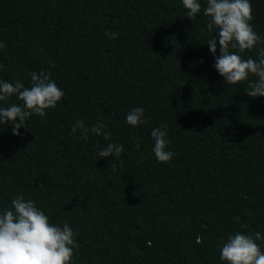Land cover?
Masks as SVG:
<instances>
[{"label": "trees", "instance_id": "1", "mask_svg": "<svg viewBox=\"0 0 264 264\" xmlns=\"http://www.w3.org/2000/svg\"><path fill=\"white\" fill-rule=\"evenodd\" d=\"M200 3L190 20L182 0H0V80L30 87L44 71L64 92L19 136L0 125V211L23 195L67 223L72 264H224L228 235L264 236V97L246 93L255 76L231 85L215 70ZM250 3L264 38V0ZM261 49L230 51L258 60ZM135 107L147 123L133 127ZM77 119L111 137L84 140ZM162 125L167 163L152 152ZM109 143L119 158L98 156Z\"/></svg>", "mask_w": 264, "mask_h": 264}, {"label": "clouds", "instance_id": "2", "mask_svg": "<svg viewBox=\"0 0 264 264\" xmlns=\"http://www.w3.org/2000/svg\"><path fill=\"white\" fill-rule=\"evenodd\" d=\"M186 17L195 19L201 13L200 0H182ZM253 9L250 0H207L203 15L207 17L206 29L209 34L216 35L207 41L210 53L214 56L219 44L220 55L213 67L231 85L241 84L249 76L257 79L249 85L246 93L250 97H264V49L259 51V59H243L240 53L252 50L258 43H264L253 28L251 21ZM109 39L118 38V33L106 31ZM5 44L0 42V49ZM3 66L0 65V68ZM31 86L25 87L20 81L7 82L0 80V102H7L16 96L22 103L0 107V125H11L13 135L19 136L20 129L25 128V121L32 115L41 118L47 115L49 109L56 108L64 96L51 74L44 71L29 74ZM145 110L142 107L133 108L126 115L130 126L147 123ZM106 125L98 121L91 127L77 119L71 129L73 134L79 131L80 136L87 140L89 133L103 136L105 140L111 137L104 131ZM166 125L154 128L151 137L154 140L152 152L158 162L167 163L174 152L167 150L169 140L166 139ZM26 130V128H25ZM139 147V145H137ZM124 151L123 145L109 143L98 152L102 159L119 158ZM78 233L64 223L62 226L50 222L44 210L36 206V202L23 195H17L11 200L8 208L0 211V264H72L74 249L78 247L75 237ZM264 240L259 232L255 236L236 232L228 235L220 249V259L224 264H264V250L257 241ZM197 242H202L199 238Z\"/></svg>", "mask_w": 264, "mask_h": 264}]
</instances>
